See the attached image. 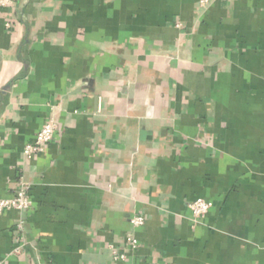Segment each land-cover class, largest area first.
<instances>
[{
  "label": "crops",
  "instance_id": "1",
  "mask_svg": "<svg viewBox=\"0 0 264 264\" xmlns=\"http://www.w3.org/2000/svg\"><path fill=\"white\" fill-rule=\"evenodd\" d=\"M203 1L0 4V264H264V0Z\"/></svg>",
  "mask_w": 264,
  "mask_h": 264
},
{
  "label": "built area",
  "instance_id": "2",
  "mask_svg": "<svg viewBox=\"0 0 264 264\" xmlns=\"http://www.w3.org/2000/svg\"><path fill=\"white\" fill-rule=\"evenodd\" d=\"M10 0H0L1 5H6ZM203 6L207 5V1L201 2ZM58 131V123L52 117L49 118L40 131L37 133L35 139L28 143L24 150L23 155L27 161L32 160L36 156L43 154L46 151L47 146L54 140L55 135ZM33 202L29 197V186L24 185L21 189L13 196L8 199H0V216L8 211L25 212L32 208ZM212 202L199 198L193 201L190 205V211L194 220L204 218L212 208ZM146 223L144 216L135 215L131 218L130 224L133 230H137L143 227ZM19 231L24 229V221H21L17 226ZM139 248V241L134 233H130L124 244V248H120L115 245L108 246L111 253V259L113 264H124L127 260V249L135 251Z\"/></svg>",
  "mask_w": 264,
  "mask_h": 264
}]
</instances>
